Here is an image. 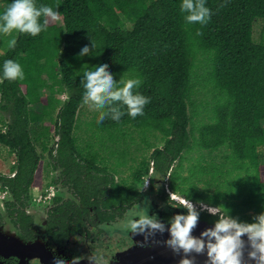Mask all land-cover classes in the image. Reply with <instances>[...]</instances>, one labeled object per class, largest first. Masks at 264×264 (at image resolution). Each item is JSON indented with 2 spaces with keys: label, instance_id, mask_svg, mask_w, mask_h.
<instances>
[{
  "label": "trees",
  "instance_id": "trees-1",
  "mask_svg": "<svg viewBox=\"0 0 264 264\" xmlns=\"http://www.w3.org/2000/svg\"><path fill=\"white\" fill-rule=\"evenodd\" d=\"M10 2L2 0L0 12ZM180 2L33 0L37 8L52 7L57 16L41 15L38 22L47 20L45 30L35 37L17 33L15 46L0 54V64L13 59L24 71L23 79L0 80V113L10 116H0V145L16 159L14 175L0 173L2 185L13 187L18 196L40 184L36 145L53 160L57 155L62 165L80 158L94 168L99 158L107 160L90 146L79 147L75 136L83 105L80 72L104 61L117 83L139 75L138 90L150 97L143 115L125 114L119 121L106 115L100 123L96 117L88 122L89 138L95 136L102 152L119 160L112 172L126 164L130 152L127 145L118 146L131 140L136 149L151 150L149 159L156 168L166 169L170 191L217 209L200 217L234 219L242 209L264 214V157L259 151L264 146V42L252 39L255 19L264 23V0H206L212 15L205 24H188L179 12ZM88 42L96 55L80 53ZM196 86L197 92L211 95L212 103L192 100ZM43 88L47 94L41 93ZM62 93L63 101L57 97ZM35 104L40 111L31 108ZM147 134L159 137L162 146L148 142ZM136 135L143 147L135 142ZM194 148L224 153L205 164L200 156L183 176L184 153ZM105 169L101 181L122 206L135 191L118 187L120 182L113 181L112 173L107 177Z\"/></svg>",
  "mask_w": 264,
  "mask_h": 264
},
{
  "label": "flooded vegetation",
  "instance_id": "flooded-vegetation-1",
  "mask_svg": "<svg viewBox=\"0 0 264 264\" xmlns=\"http://www.w3.org/2000/svg\"><path fill=\"white\" fill-rule=\"evenodd\" d=\"M99 160L94 162L97 171L80 158L62 165L56 155V159L50 160L53 174L46 181L45 187L40 178L39 185L30 186L18 196H15L13 187L0 183V233L8 236L12 223L26 242L35 241L39 237L38 230L28 211H37L42 215L41 219L45 215V230L40 238L55 257L87 259L108 264L115 260L118 252L133 244L128 234L131 229L121 227L128 213H133V220L139 218V213L150 219L165 220L166 210L170 205H181L180 200L171 198L167 192L166 169L156 168L150 159H141L133 166L130 181L125 178L118 181V187H133L135 191L127 202L119 206L109 197V190L101 181L105 174L101 170L106 168V176L109 178L111 173L104 164L106 160ZM130 161L136 160L132 158ZM125 162L126 164L119 166H132ZM143 163L146 168L141 166ZM14 173L15 171L8 175ZM34 188L41 192L40 196H32L31 190ZM184 199L188 203H194L185 197ZM195 204L198 207H193L192 210L202 213L199 209L203 204ZM115 234L120 235L119 247H111L106 238ZM17 263L18 257L0 254V264ZM28 264L40 263L38 259H31Z\"/></svg>",
  "mask_w": 264,
  "mask_h": 264
},
{
  "label": "clouds",
  "instance_id": "clouds-1",
  "mask_svg": "<svg viewBox=\"0 0 264 264\" xmlns=\"http://www.w3.org/2000/svg\"><path fill=\"white\" fill-rule=\"evenodd\" d=\"M179 12L183 14V18L188 24H205L212 15L210 8L206 6V0H181ZM41 15L54 19L57 16V11L44 5L37 8L34 6L33 0H11L0 12V34L16 31L18 34L27 33L35 37L47 27V20L44 23L38 22ZM15 43V39L9 40L8 47H14ZM95 50L89 42L80 47L81 54L96 55ZM80 76L81 103L92 109H104L105 105L109 106L106 110L98 111L95 118L96 123L104 120L106 115H110L114 121H119L125 114L132 118L143 115L144 106L150 101V97L138 90L142 83L139 75L127 79L122 78L117 83L104 61L97 62L91 67L84 66ZM23 78L24 71L19 62L5 59L0 64V80L12 81ZM176 194L179 195L177 192ZM180 203L187 207L188 214L175 216L170 228L171 240L169 243L179 245L185 251L192 248L199 251L202 248L201 241L190 236V230L196 223L197 214L192 210L191 203L182 199ZM132 215L133 213H128L121 227L133 231L143 229L146 225H150L152 228L162 227L143 213L138 214L139 219L137 220L131 219ZM241 233L248 235L255 249L250 253V256L257 261V264H264V214L257 217V222L243 225L227 218L216 223L214 229L208 232V235L215 237V242L208 244V255L214 264H241L238 251ZM54 264H63V261L57 257L54 259ZM183 264H190V262L185 259Z\"/></svg>",
  "mask_w": 264,
  "mask_h": 264
},
{
  "label": "water",
  "instance_id": "water-1",
  "mask_svg": "<svg viewBox=\"0 0 264 264\" xmlns=\"http://www.w3.org/2000/svg\"><path fill=\"white\" fill-rule=\"evenodd\" d=\"M166 189L171 198L185 200L183 197L171 192L167 185ZM191 204L192 208L198 207L195 203ZM216 210L217 209L214 207L205 208V205H202L199 212L214 213ZM28 213L33 217L39 237L33 242H26L22 238L23 235L20 231L11 223L12 229L8 232V236L0 233V254L18 257L17 264H28L31 259H38L40 264H54V259L57 257L48 250L42 238H40L41 233L45 230V215L44 219H41L42 215L38 214L37 211H28ZM187 214L188 209L184 204L179 206L170 205L168 210H166L165 220L153 219L155 222L162 225L161 228H152L150 225H146L143 229H138L136 231L130 230L128 234L133 244L127 249L118 252L115 256V260L108 264H183L185 259H187L190 264H214L211 257L208 255V244L214 243L215 237L208 235V232L214 229L215 224L221 219H233L220 214L217 220L212 221L205 217H200L198 213H196L197 220L190 230V236L201 241L202 248L199 251L195 248L185 251L181 246L173 245L169 243V241L171 240L170 228L175 216ZM137 219L139 218H135L134 220ZM236 223L241 225L244 224L239 222ZM239 240L240 244L238 245V251L240 252L241 264H257V261L250 256V253L255 251V249L248 235L246 233H241ZM62 261L63 264H74V261L75 264H99L87 259H62Z\"/></svg>",
  "mask_w": 264,
  "mask_h": 264
},
{
  "label": "rangeland",
  "instance_id": "rangeland-1",
  "mask_svg": "<svg viewBox=\"0 0 264 264\" xmlns=\"http://www.w3.org/2000/svg\"><path fill=\"white\" fill-rule=\"evenodd\" d=\"M2 2V0H0V3ZM126 24H128L125 21ZM17 32L16 31H12L10 33H8L6 36H2L0 37V54L2 52H4L7 47H8V41L11 39H15ZM252 39L254 42H259L260 39L264 42V23L263 21L259 18V19H255L254 23H253V28H252ZM4 40V42H3ZM200 71V70H199ZM198 90V86H196L194 88V95L192 96V100L197 104L198 101L203 100V98L205 100H208L210 103H212V99H211V95L210 94H201L200 92H197ZM41 93L42 94H47V91L43 88L41 89ZM58 98H60L62 101L66 98V94L62 93V94H58L57 95ZM32 109H35L36 111H40V105L39 104H35L31 106ZM102 109H92L90 107H88L87 105L83 104L80 109H79V113H78V121H77V128L75 129V136L77 137V143L79 147H87L90 146L92 147L93 150L97 151L98 153H102V155H105V157L107 158L106 162L104 164L107 165V169L108 172L113 174V179L115 182H118L121 178H125L127 179V181H130V173L133 170V166L135 167L136 164H138V162L145 158L146 160L149 159V155L151 153V150H138L136 149L137 146L136 143H133L131 140H127L126 143H120V145L118 147H122L124 148L125 145H127V147H129L128 150H130V152H128L126 158H127V163L128 165H132L131 167H122V166H118L117 167V171L116 173L111 172L115 167H113L112 169H110L115 161V164L117 165V162L119 160H114L115 157H111L108 153L110 151L107 152H102V150L99 148V142H96V137L94 136L93 139H90L89 137H91V126H90V122L94 117H96V115L98 114V111H100ZM2 114V117L5 119H9V114L8 112H4V113H0V116ZM202 116H204V120L203 121H208L209 119L206 117L207 113L202 112L201 113ZM199 117V116H198ZM2 128V124L0 123V129ZM129 132L133 133V134H138V130H130L128 129ZM53 135V139L50 142V146H54L55 143V136L52 132ZM148 138V142L154 143L155 146H162V141H160L159 137L153 138V135L151 134H147ZM135 142H138L141 144L140 142V137L138 138V135L135 136ZM139 145V144H138ZM36 150L41 162V182H42V186L46 185V181H49V178L51 177V175L53 174V169L50 166V162L53 161V159H51V156L48 152H44L41 150L39 145H36ZM141 147H143L144 145H140ZM114 147H116V145H112L111 148L115 149ZM118 147H116L118 149ZM110 148V149H111ZM121 148V149H122ZM100 149V150H99ZM259 151L261 153V156L264 157V146L259 148ZM224 153L223 149L220 151H215V152H209L206 149H200L197 150L196 148L190 150L189 152L184 153V157L183 160L181 161L182 163V169L181 174L183 176L187 175L189 173L188 169L192 166V164H194L196 162V159L199 158L200 156H203L204 159H202V164H205L206 162L209 163V161H211L212 159H219L220 155ZM109 155V156H108ZM117 155V154H116ZM115 155V156H116ZM130 157L133 158V160L135 159L136 161H130ZM114 158V159H113ZM51 160V161H50ZM15 155L10 153L8 151V149L6 147H4L3 145H0V173L2 174H11L13 171H15ZM177 163V162H176ZM175 163V164H176ZM123 168V170H122ZM115 171V170H114ZM167 185V182H166ZM45 187V186H44ZM168 192V191H167ZM32 196L38 197L40 196V193L38 192L37 188H34L31 190ZM207 208V207H206ZM254 216V217H253ZM253 217V218H252ZM257 214L254 213L253 211L250 210H245L242 209L236 218L233 219V221L235 222H239V223H244V224H248V223H253V222H257ZM107 241L108 244H110L111 247H119L118 246V242L120 239V235L115 234V235H108L107 237Z\"/></svg>",
  "mask_w": 264,
  "mask_h": 264
}]
</instances>
